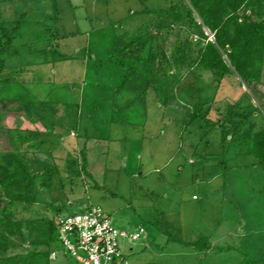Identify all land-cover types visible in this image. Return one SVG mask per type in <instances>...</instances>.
I'll use <instances>...</instances> for the list:
<instances>
[{
  "label": "rangeland",
  "instance_id": "obj_1",
  "mask_svg": "<svg viewBox=\"0 0 264 264\" xmlns=\"http://www.w3.org/2000/svg\"><path fill=\"white\" fill-rule=\"evenodd\" d=\"M183 2L0 0L5 29L20 21L11 43L16 52L4 57L0 74L17 80L0 95V151H21L43 166L38 174L52 171L46 185L38 180L35 203L7 212L24 220L56 218L98 205L118 229L140 225L148 232L159 224L169 235L198 242L211 230L218 246L231 248L208 255L214 263L264 264V165L246 153L239 133L223 148L217 127L236 102L255 108L256 129L264 125V59L261 81L250 86L234 73L220 78L196 64L204 41L195 28L167 23L156 34L154 25L155 9ZM144 32L135 46L145 41L146 52L156 41L166 55L159 72L170 91L167 105L138 73L124 78L126 67L105 61L115 34L128 40ZM186 40L189 61L175 66L171 53ZM19 131L31 139L19 143ZM83 146L93 178L81 168ZM34 235L23 227L7 254L25 252ZM126 243L134 264L142 254ZM52 247L58 251L49 264H80ZM175 259L200 261L198 255Z\"/></svg>",
  "mask_w": 264,
  "mask_h": 264
},
{
  "label": "trees",
  "instance_id": "obj_2",
  "mask_svg": "<svg viewBox=\"0 0 264 264\" xmlns=\"http://www.w3.org/2000/svg\"><path fill=\"white\" fill-rule=\"evenodd\" d=\"M182 10L185 11V15L182 14ZM153 13L158 15L154 24L157 32L167 23L179 25L188 22L189 28L196 29L198 38L204 41L197 53L196 64L213 71L220 78L234 73L249 86L261 81L264 59V0H187V4L183 2L168 8H157ZM19 22L18 24L14 22L9 29H5L4 22L0 20V74L5 67L4 57L16 52V47L11 43L17 35ZM203 27L212 34V40L208 39ZM144 34L145 32L128 40L115 34L105 49L107 55L105 61L108 64L112 62L126 67V74L122 75L124 78L131 72L138 73L146 87L154 90L158 101L162 105H167L171 101L170 91L162 83L159 72L166 55L163 49H159L156 41L149 43L146 52L143 51L145 41L135 46ZM150 37L156 38L155 35ZM171 58L175 66L189 61L187 40L173 49ZM10 82L16 84L17 80L0 79V95L6 91ZM254 110V107L240 106L238 102L229 105L226 110L227 117L221 123H217L220 144L225 148L227 137L239 133L241 142L246 146V153L253 155L257 164L264 165V125L255 128L256 125L251 122ZM235 117L238 118L233 119ZM241 129L243 131L240 133ZM5 130L8 131L11 143L12 129ZM16 139L19 143H24L29 141L31 136L19 131ZM80 152L81 168L91 176L86 171L85 146ZM40 168H43L41 164L29 162L21 151L13 148L0 151V264H49L52 246L57 244L56 218L24 220L15 218L11 211L7 212V208L15 204L35 203L38 180L41 185H46L52 176V171L49 170H43L38 174ZM23 227L31 232L35 231L34 238L29 241L30 247L28 246L25 252L7 254L14 245L12 237L16 235L23 237ZM186 244L197 250L210 247L207 240ZM228 249L231 248L214 247L216 252Z\"/></svg>",
  "mask_w": 264,
  "mask_h": 264
},
{
  "label": "built area",
  "instance_id": "obj_3",
  "mask_svg": "<svg viewBox=\"0 0 264 264\" xmlns=\"http://www.w3.org/2000/svg\"><path fill=\"white\" fill-rule=\"evenodd\" d=\"M56 228L58 247L80 264H131L123 244L135 242L144 233L142 227L116 228L98 205L57 216ZM57 251L52 249L49 257L55 258Z\"/></svg>",
  "mask_w": 264,
  "mask_h": 264
},
{
  "label": "crops",
  "instance_id": "obj_4",
  "mask_svg": "<svg viewBox=\"0 0 264 264\" xmlns=\"http://www.w3.org/2000/svg\"><path fill=\"white\" fill-rule=\"evenodd\" d=\"M85 141H86L85 143L87 144V140ZM90 178H93L92 175ZM192 198L195 199V194L192 195ZM152 218L154 219L156 217H152ZM157 220H155V222ZM133 227L134 228L130 230H134L142 226L139 225ZM142 228L144 229V233L142 234V236L135 242L131 243L133 245L129 247V251L130 249L131 250L135 249L134 253L137 251L139 252V254H142L134 264H181L178 262V260L176 259L173 260L174 257L185 256L191 259V257L197 255L200 258V261L198 262L194 261L193 263H191L190 261L184 264H218V263H214L212 259H209L210 256H208L213 254L214 247L216 246L218 247V245L213 241V236L215 231L211 232L210 230L209 232H207L208 234L206 237L210 247L203 250H197L192 245L186 244L195 241H191V240L189 241L182 238H177L176 236L174 237L172 235H169L168 233L170 232V229L165 226H159L158 224V226L155 229L149 230L148 232H146L145 227ZM172 243L179 244L181 249L177 248L176 250L175 248H171ZM128 244H129L128 242L125 244L126 247ZM127 255L130 257V252H128ZM167 258L168 259L173 258V259L167 260Z\"/></svg>",
  "mask_w": 264,
  "mask_h": 264
}]
</instances>
